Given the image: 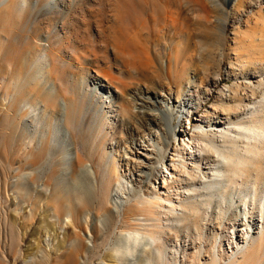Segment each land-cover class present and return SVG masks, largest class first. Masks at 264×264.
Listing matches in <instances>:
<instances>
[{
	"label": "rangeland",
	"instance_id": "374dc122",
	"mask_svg": "<svg viewBox=\"0 0 264 264\" xmlns=\"http://www.w3.org/2000/svg\"><path fill=\"white\" fill-rule=\"evenodd\" d=\"M158 1L167 4L172 17L163 24L147 21L151 25L142 30L133 25L132 15L122 14L123 0H9L0 7V264H13V255L16 264L33 258L37 264H264V147L258 136L264 131V0ZM171 38L186 49L182 64L195 80L188 84L185 75L177 81L164 75L159 82L172 96L184 86L173 106L177 135L165 139L164 160L139 182L130 174L132 162L122 158L124 148L114 149L118 117L111 97L120 88L114 77L131 81L123 60L128 55L143 59L139 51L144 44H149L154 63L166 64ZM164 47L166 56H161L158 50ZM150 113L157 115V110ZM239 124L257 131L252 144L238 133ZM92 127L100 133L97 155L79 144V130ZM205 133L216 148L207 159ZM158 135L163 137L162 131ZM156 136L153 131L145 137L153 142ZM228 136L236 141L226 142ZM176 145L181 171L170 160ZM133 149L144 153L142 147ZM134 150L127 157L136 159ZM231 150L254 158V166L248 161L242 165L245 175L233 167L224 170L227 159L236 162ZM100 154L116 160V177H99L94 159ZM232 174L237 184L227 180ZM22 175L30 183L37 177L35 186H43L45 193L52 187V195L65 202L62 206L87 208L82 226L52 216L55 203L47 196L44 205L34 208L33 218L15 211L14 191L21 186L13 184ZM136 187L141 194L157 189L166 198L154 221L134 214ZM197 191L202 192L198 200ZM87 195L85 204L82 197ZM242 197L255 206L253 211L242 213ZM206 198L213 202L202 205ZM218 202L229 207L225 215L219 214ZM238 206L241 213L232 219ZM28 208L24 203L21 211ZM8 220L21 227L20 241L12 245ZM192 220L199 225L185 227ZM148 223H153L147 226L153 233L160 231L152 238ZM132 234L140 244L131 241L126 252L124 244ZM72 246L78 247L77 254H68ZM116 248L119 253L113 254Z\"/></svg>",
	"mask_w": 264,
	"mask_h": 264
},
{
	"label": "bare ground",
	"instance_id": "6f19581e",
	"mask_svg": "<svg viewBox=\"0 0 264 264\" xmlns=\"http://www.w3.org/2000/svg\"><path fill=\"white\" fill-rule=\"evenodd\" d=\"M7 1H9V0H0V7L3 4H5V2H7ZM15 1L18 3L20 2V4L22 2V0H15ZM123 1L125 3L124 7H126V8H124L125 10L123 9L124 11L122 14L123 15H126V14L132 15V17L134 18L133 25L135 27L138 26V29L143 28L144 24H147L146 23L147 21L148 22L151 21L154 25H155V23L157 24V22L163 24L165 22V19L167 20V17H170V18L172 17L171 14L173 12L170 9H168L169 7H167V4H165V5L163 4L164 6H162L158 0H123ZM164 7H165V10L163 12L162 9ZM161 11L163 13H165L163 15L164 19L161 17L162 16L160 14ZM124 12H125V14H124ZM177 13H179V12H177ZM174 15H177V17H179L180 13H179V15L176 13ZM177 17H176V19H177ZM123 18H124V16H123ZM142 18H144V19L142 20ZM149 24L150 23H148L147 25L150 26L151 24L150 25ZM148 26H147V28H148ZM158 27H160V29L161 28L163 29V27L161 25ZM145 28H146V25H145ZM160 29H159V31H160ZM166 30H168V29H166ZM139 31L140 30H138L137 32H139ZM173 31L175 33V30H173ZM172 40H173V38H171L170 42H172ZM135 43H139V42H135ZM172 44L173 45L171 47V54H170V52L168 53V51L166 52V55L168 56V60H167L166 64H164L163 60L160 64L154 63V61L152 59L153 57H151V55H149V51L151 50L149 44H147L148 46L145 44L142 45L143 47H142L141 51L138 50L139 48L137 47V45H134L135 47L138 48V49L136 48L137 51H139L141 53L143 51L142 55L144 57H143V59L137 60V59L130 58L128 55V57L123 60V64L125 65V67H127V69L129 67V70L131 69V71H128L130 73L129 76L131 77V81L126 82V81H122V79L119 76L114 77V81H116L120 85L119 90H117L116 86H114L116 89L114 92L118 96H115V98L111 97L112 103H114V105L116 106V110H115L116 114L114 117H118L115 119V121L117 122V129L115 130L116 147L114 149H117V151H118L119 148H121V147L124 148L123 153H122V158L124 160L126 159L125 160L126 164H128V162H132L130 174H132V176L136 175V178L139 182L145 181V179H147L151 175H153L154 169H155V167H154L155 163L162 162L164 160L163 148L167 144L165 139H168L169 135L170 136L172 135V137L175 134L177 135V133H175L176 129H175V124H174V120H173V114H174L173 106L178 105L177 103L179 102V99L181 97V93L184 89V86L181 85L179 87V89L177 88V90L175 91L176 94L174 96H172V90H170L169 92L164 91L163 90V84L160 87L159 82H161V79L163 78L164 75H166L170 78H171V75H173V77L176 81L182 80L180 76L185 75L186 78H184V80H187L188 84H190L191 82H194V80H195V76H187V71L184 67V64H182L183 58H186V49L184 47H182V48L180 47V42L178 40H176L175 42H172ZM125 45H128V44H125ZM116 47H119V46H116ZM117 49L119 50V48H117ZM160 49L158 50L159 54L161 56L165 55V51H166L165 49L166 48L164 47L163 49H161V51H160ZM126 51H128V49L125 51L123 50V52L121 51L120 54L124 55V54H126L125 53ZM129 52H131V51H129ZM129 52H127V54H129ZM142 55L139 54L138 56H142ZM140 58H142V57H140ZM111 81H113V80H111ZM146 82H150L149 87L144 85ZM109 83L112 85V82L109 81ZM130 84H132V86L129 87ZM128 90H130V91L128 92ZM160 92L164 93L162 95V97H160V94H161ZM74 103H75L74 99L70 98V104L72 106H75ZM223 103L226 104L225 102H223ZM224 104H223V106H224ZM53 106H54V104H53ZM153 110H157V115L150 113V111H153ZM72 115L75 116L76 113H73ZM238 126L240 128V132H238V133H240L241 136L242 135L245 136V140L247 141V144L249 142L251 143L250 138L254 134H257V131H255L252 128H246L245 125H242V124H239ZM97 129H99V128H95V127H92L90 129L86 128L83 130H79V134H78V138L80 141L79 144H81V146L84 149L89 151V153L91 155L92 154H96V155L99 154L98 150H97V146H98V139H99L100 133L97 131ZM245 130L248 132V134L245 133L246 132ZM153 131L156 132V134H157L156 141L154 138V141L150 142L149 139H147L145 136L152 134ZM160 131H162L163 137L158 135L160 133ZM136 133L138 135L137 137H136ZM204 136H206V139H207L205 145L209 147V150L207 152L205 151V154L206 153L207 154L204 157V159H207V158H210V153H214L216 151V148L214 147L213 140H211V138H210V134L205 133ZM258 136H260V142L264 147V131H262L261 134H258ZM225 141L233 144L236 140L234 138H230V136H228ZM133 145H136L137 147H142V149L144 150V153L142 154L141 152H137L138 150L135 151L133 149ZM246 147H247V145H246ZM111 148H113V146H111ZM133 150H134V154H136V159H134V156L133 157H127V153H128L127 151H129L132 154ZM171 150H172V157L170 160L173 163V165L176 167V169L181 171V168L179 167V165L176 164V162L179 158H180L179 160H181V157H180L181 154H180L179 148L176 145ZM28 154H31V152H27V155ZM231 154H232V156L236 157V162L233 163V162H231L232 160L227 159V163L224 166L225 171H227L229 169V167H233L234 171L235 170L239 171L241 173V175H245L244 167H242V165H244L247 161H248V163L252 164V166L255 165L254 158L253 159L248 158V160H247L246 156L244 154L236 152V151H232V150H231ZM127 158H129V159H127ZM107 159L103 155L100 154V156L98 157V161L96 159H94V163L97 166V174L99 175V177H101L103 179L105 178L106 180H110L111 178L117 176L118 169H117L116 160L114 158H112L113 159L112 161L107 160ZM252 160H254V161H252ZM197 161H198L197 159H194L192 161L193 170L198 168ZM31 162L32 161H30V163ZM180 163L183 166V168L186 167L183 159H182V161H180ZM161 165H162V169H164V171H165L164 163H162ZM144 169H146V170H144ZM215 171H219V170H215ZM221 174L223 175L224 173H221ZM36 178L33 177L30 180L31 181V183H30L29 181L26 180L27 179L26 176L22 175L21 180H20L21 182L13 184V186H15V187L18 185L21 186V190L17 189L14 191L15 192L14 199L15 198L17 199V202L14 201V203H15V209L14 210L15 211L18 210V212L23 213V215L33 218L34 217V210H35L34 208L40 203H42V205H44L45 200H46L45 199L46 196H47V198L51 197V200H53L55 203L54 209L52 211V216H55L57 218L59 216L71 218V221L74 223V225L76 227H81L82 226L81 219H82V217H85L87 213H89L88 209L87 208L82 209V208H80V206L77 208L76 206H74L71 203H68L65 206H62L65 204V202H62L61 199L52 195L53 194V193H51L52 187H50V193H45L42 190L44 188L43 186H41L40 188H37L35 186ZM162 179H163V183H166V177L163 176ZM227 180L232 182L233 184H237L238 179H237L236 175L232 174L231 177H227ZM173 181H176V180H173ZM212 184H213V181H211V185ZM31 186H33L32 190H31ZM97 186L99 187V185H97ZM101 187L102 186L100 184V188ZM165 188L170 189V186L168 184H166ZM79 192H80V190H79ZM100 192H102L101 189H100ZM89 193H88V195H89ZM109 193H110V191H109ZM201 193H202L201 191L200 192L197 191V193H195L194 196L196 197L197 200H198L199 196L202 195ZM67 194H68V192H67ZM80 194H81V192H80ZM82 194H83V190H82ZM134 194H135V196H137L136 202L133 204L134 214L137 215L138 217L140 215H142L146 221H149V222L154 221L155 218L157 217L159 206L162 205V201L166 198L164 196H161L157 189H155V191L147 193V194L146 193L141 194L140 189L138 187H136V188H134ZM88 195L86 197H84V196L82 197V200L85 202V204L89 200ZM108 195H110V194H108ZM244 197L246 198L247 196L245 195ZM244 197L241 198V203L244 206L242 209V213L245 214L246 210H247V212L253 211V208H255V206L251 207L249 205L248 201ZM75 198H78V197L75 196ZM204 200L205 201L202 202V205H210L213 202V200L209 199V198H206ZM253 201H254V199H253ZM24 203H26L29 208L27 210L21 211L22 204H24ZM59 203H60V206H58ZM217 206L220 207V209H219L220 215H225L226 212H228L229 207L228 208L225 207V209H224L221 207V204L219 202H218ZM116 207H117V205L115 204V208ZM200 208H202V207H199L197 209L199 210ZM237 209H239L240 211ZM204 211L207 212V209L204 208ZM213 213H216V212L214 211ZM240 213H241V206H238V208L236 207L235 212H234L235 217L233 215H231L232 216L231 218L237 219V217L240 215ZM219 214H217V215H219ZM166 219H169V218H166ZM238 220H241V219H238ZM152 224L148 223L146 225V227L151 226ZM192 225L198 226L199 224L196 220H192V221H188V223L185 224V227H187L189 229ZM147 228H148L147 229L148 237H151V238L154 236V234H158L160 232V231H155L153 233L152 229H150L149 227H147ZM6 230L9 233L8 238H10L11 245L13 244L15 239H18V242L20 241L21 227L19 228V226H17L15 222H9V220H8ZM146 235H147V233H146ZM127 239L128 240L124 244L125 245L124 250H126V252H128V250H129V243H131V241L134 245L137 242H138V244H140V240H138L137 234H132L131 239L129 240V237H127ZM17 244L19 245V243H17ZM81 246L85 249V251L89 252L88 250H90V248L87 246V244L84 245L81 243ZM242 246L243 245H241L240 247H242ZM157 248L159 249L158 246H157ZM246 248H247V245L244 247L242 252H244ZM114 251H113V254H118L119 248H116ZM70 253L71 254H77L78 253V247L72 246L71 249L68 251V254H70ZM13 258H14L13 264H16V262L18 261L17 260L18 257L13 255ZM26 264H37V262L33 258L29 262H27ZM216 264H218V262H216Z\"/></svg>",
	"mask_w": 264,
	"mask_h": 264
}]
</instances>
